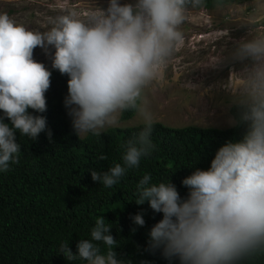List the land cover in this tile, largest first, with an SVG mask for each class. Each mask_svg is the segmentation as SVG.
Instances as JSON below:
<instances>
[{"label": "clouds", "instance_id": "obj_1", "mask_svg": "<svg viewBox=\"0 0 264 264\" xmlns=\"http://www.w3.org/2000/svg\"><path fill=\"white\" fill-rule=\"evenodd\" d=\"M190 3L193 0L124 4L108 0L106 8H90L82 17L72 12L49 18L52 26L43 32L29 30L0 13V112L4 114L0 117V172L19 163L17 132L35 140L45 131L46 120L28 110H46L51 72L34 60L33 53L39 47L48 55L50 46L55 50L52 68L69 77L64 105L78 137H100L118 125L124 112L133 111L143 120L142 130L122 145L123 163L104 173L91 171V179L112 188L128 170L138 168L141 158L155 148L151 140L155 120L146 89L179 45V26ZM235 55L249 61L238 117L232 120L245 127L242 139L220 147L208 170L197 169L183 179L190 189L186 199L167 181L153 183L149 173L136 186L135 203L147 201L154 212L163 214L151 227L145 250L160 249L168 261L249 264L264 254V37L242 41ZM5 118L11 127L3 122ZM132 220L140 227L145 224L142 214ZM110 230L111 225L98 216L91 239L80 240L76 254L67 241L61 242L60 252L69 261L120 264ZM100 244L106 249L103 254Z\"/></svg>", "mask_w": 264, "mask_h": 264}, {"label": "trees", "instance_id": "obj_2", "mask_svg": "<svg viewBox=\"0 0 264 264\" xmlns=\"http://www.w3.org/2000/svg\"><path fill=\"white\" fill-rule=\"evenodd\" d=\"M244 0H202L188 8L210 10L217 6ZM187 8V9H188ZM51 84L45 93L46 110L29 109V114L46 120L45 131L32 140L16 133L20 145L19 163L0 172V264H87L69 261L60 252L67 241L73 254L80 240H90L95 219L102 216L111 225L110 235L117 241L113 248L121 264H180L174 258L164 259L161 250L146 251L152 226L163 218L145 201L138 199L136 186L149 173L153 183L169 182L186 199L190 191L183 179L197 169L208 170L216 152L227 142H238L245 132L243 125L226 129L185 126L168 127L155 122L151 140L155 145L140 166L127 171L112 188L91 179V171L107 172L115 163H123L122 145L142 130L143 124L110 127L100 137L89 134L78 137L64 100L68 95L69 77L51 70ZM238 104L230 108L232 118L238 117ZM0 112V117H3ZM135 112L120 115V121L133 118ZM4 123H11L6 118ZM51 133L49 137L48 133ZM101 154L106 160H99ZM142 214L143 227L132 217ZM134 229V231H133ZM101 253L106 249L100 244ZM249 264H264V254Z\"/></svg>", "mask_w": 264, "mask_h": 264}, {"label": "rangeland", "instance_id": "obj_3", "mask_svg": "<svg viewBox=\"0 0 264 264\" xmlns=\"http://www.w3.org/2000/svg\"><path fill=\"white\" fill-rule=\"evenodd\" d=\"M130 2L134 0H119L120 4ZM107 5L108 0H0V13L29 30L43 32L52 26L49 18L72 12L82 17L90 8ZM179 31V45L146 89L155 122L172 128L233 126L229 111L241 98L249 63L238 60L235 53L242 41L264 37V0H244L210 10L187 9ZM54 51L50 46L45 55L38 47L33 58L51 71ZM139 124L143 120L135 113L128 121L119 119L115 127Z\"/></svg>", "mask_w": 264, "mask_h": 264}]
</instances>
